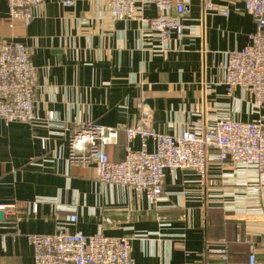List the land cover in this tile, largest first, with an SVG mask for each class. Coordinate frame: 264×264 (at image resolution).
<instances>
[{"label":"crops","instance_id":"1","mask_svg":"<svg viewBox=\"0 0 264 264\" xmlns=\"http://www.w3.org/2000/svg\"><path fill=\"white\" fill-rule=\"evenodd\" d=\"M212 1L225 6L224 0ZM102 11L92 0L71 7L51 0L30 25L16 20L11 28L8 1L0 0V41L34 50L38 113L44 119L51 112L56 116L55 123L37 128L0 120V205L14 206L0 218V264H35L26 236L57 233L73 213L60 205L79 217L72 231L132 238L138 264H247L246 239L258 245V261L264 264V186L247 199L237 195L233 178L228 182L231 169L210 173L207 188L193 173L179 172L175 184L168 174L169 202L155 213L145 198L127 189L101 188L95 166L67 163L68 138L79 123L123 128L148 113L157 132L174 135L213 123L215 102L235 113L237 108L238 120L256 118L251 94L237 90L235 102L222 86L205 92L224 54L249 44L255 22L248 15L226 18L205 11L202 0H192L186 37L165 55L153 52L137 23L112 21ZM156 14L149 8L145 17ZM142 92L143 110L138 107ZM126 144L121 132L117 144L107 148L112 161L124 159ZM133 146L137 150L141 142ZM43 198L47 201L34 212V203ZM224 241L228 263L216 253Z\"/></svg>","mask_w":264,"mask_h":264},{"label":"built area","instance_id":"2","mask_svg":"<svg viewBox=\"0 0 264 264\" xmlns=\"http://www.w3.org/2000/svg\"><path fill=\"white\" fill-rule=\"evenodd\" d=\"M7 1L11 28L16 20L30 25L51 3V0ZM78 1L86 0H61V3L71 7ZM92 1L96 2V8L102 7L101 13L112 21L137 23L141 38L151 43L156 54L170 53L172 44L182 43L186 37L185 22L189 19L192 0ZM202 1L205 11H217L226 18L232 13L248 15L256 24V31L245 48L224 54L215 76L205 85V92L211 93L215 86H222L227 98L235 102L239 101L235 97L237 90L247 92L253 97L252 107L257 117L238 120L237 108L235 113L233 108L215 102L211 107L213 123H198L179 134L157 132L149 114L144 113L138 124L123 128L106 127L93 121L79 123L68 138L69 166H95L101 188L127 189L145 198L149 210L155 213L169 202L170 195L164 190L168 174L175 184L179 172L193 173L198 176L200 185L207 188L210 173L231 169L228 182L232 177L230 183L235 187L234 192L245 199L258 194L264 186V0H224L225 6L221 9L212 0ZM149 8L156 9V16L145 17ZM33 55L34 50L23 43L0 41V120L6 123L37 128L56 121L53 112L45 119L38 113V72ZM145 101L142 92L138 99L141 110ZM121 132L127 139L125 157L115 162L107 148L117 144ZM137 140L141 146L136 150L133 145ZM243 180L244 185L241 184ZM41 201L47 199L37 200L34 212H38ZM13 207L0 205V211L6 214ZM60 208L73 213L57 233L26 236L35 251V264H138L133 257L132 238L108 237L102 231L90 236L72 231L71 227L79 222L78 215L72 208L61 205ZM261 238L264 245V231ZM237 241L241 242L239 236ZM245 243L249 247L247 264H259L258 245L251 239H246ZM216 253L225 263L229 262L225 241Z\"/></svg>","mask_w":264,"mask_h":264},{"label":"water","instance_id":"3","mask_svg":"<svg viewBox=\"0 0 264 264\" xmlns=\"http://www.w3.org/2000/svg\"><path fill=\"white\" fill-rule=\"evenodd\" d=\"M150 105H152V102H148ZM3 217H5V213L0 211V218L2 219Z\"/></svg>","mask_w":264,"mask_h":264}]
</instances>
